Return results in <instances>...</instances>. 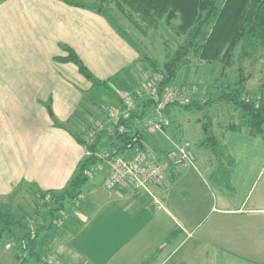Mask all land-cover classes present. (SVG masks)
I'll use <instances>...</instances> for the list:
<instances>
[{"label":"crops","instance_id":"crops-1","mask_svg":"<svg viewBox=\"0 0 264 264\" xmlns=\"http://www.w3.org/2000/svg\"><path fill=\"white\" fill-rule=\"evenodd\" d=\"M71 1L80 6L65 0H0V212L15 221L25 215L32 222L28 211L19 214L25 211L18 201L24 188L35 196L67 189L89 155L74 135L104 118L96 102L100 91L76 65L61 61L69 55L65 48L115 94L134 89L146 71L143 54L107 11L89 9L104 0ZM118 105L115 97L112 107ZM77 113L80 121L71 122ZM233 124L224 130L253 139L237 142L213 133L224 155L195 156L197 169L170 168L167 183L153 196L131 187L107 190L110 166L104 165L89 198L81 193L73 210L61 213L62 232L43 235L39 247L66 264H131L132 245L148 255L142 264H264V139L230 131ZM170 130L150 139L160 164L180 142ZM105 211L102 247L80 249L76 241L83 226H94ZM17 255L12 256L20 264Z\"/></svg>","mask_w":264,"mask_h":264},{"label":"trees","instance_id":"trees-1","mask_svg":"<svg viewBox=\"0 0 264 264\" xmlns=\"http://www.w3.org/2000/svg\"><path fill=\"white\" fill-rule=\"evenodd\" d=\"M65 1L68 4L80 6L71 0ZM108 2L115 3L122 16L126 17L130 14L129 16L138 17L154 29L161 26L162 22L171 26L175 20H180L177 33L188 36L187 45L180 47L162 69H159L155 62H151L154 72L149 80L160 75L164 79L163 86H183L175 85V82L183 66L190 64L189 57L193 52L201 62H223L226 67L231 65L232 60L238 56L239 62L248 60L252 68L258 65L260 67L258 73L264 75V0H104L89 9L97 14L106 15L104 6ZM113 23L117 29H120L115 22ZM65 50L69 55L61 61L76 65L79 72L92 84L93 89L97 91L110 89L108 82H101L92 75L74 51L70 48ZM244 73V67L240 66L237 80L226 86L219 85L209 90L205 102L194 100L190 105L175 107L195 106L201 109L215 103L231 104L241 112L242 116L238 124L231 126L230 131L246 130L252 136L264 139V85L259 91L250 93L246 89L249 78ZM114 97L120 104V94H114ZM140 108V115L133 113L132 120L128 123L129 128L134 119L142 118L148 110L154 108V105L149 102L145 105L140 104ZM171 109L172 107L167 111L168 115ZM72 121H80L78 113L73 116ZM92 126L74 135L76 140L87 149L89 155L80 163L67 189L61 195L39 193L41 200L50 196V202L45 205L49 207L47 211L49 220L55 219L64 211L73 210V205L81 196L82 188L89 182L85 173L91 166L100 162L98 155L107 152L113 157L124 155L126 145L132 139L131 133L124 135L103 133L98 135L94 142L88 143L86 137ZM142 139L149 143L155 152L158 151L157 147L151 144V137ZM217 145L218 141L215 137L204 143V146L212 151L217 150ZM53 228L52 223L42 226L36 230V236L32 238L30 226L0 212V238L6 234L14 237L18 231L17 238L14 237L15 244L18 246L25 244L27 258L21 259L17 255L20 264H47L48 255L53 253L47 252V249L43 250V246L39 247V241L43 235L47 234V231ZM57 257L61 260L59 256Z\"/></svg>","mask_w":264,"mask_h":264},{"label":"rangeland","instance_id":"rangeland-1","mask_svg":"<svg viewBox=\"0 0 264 264\" xmlns=\"http://www.w3.org/2000/svg\"><path fill=\"white\" fill-rule=\"evenodd\" d=\"M104 8L119 26V28L127 33L129 39L143 54L142 56L146 71L141 73L142 76L139 80L140 83L136 84V86H133L134 89L126 90V93L136 92L142 84L149 80L152 72H154L150 64L151 62H155L158 68L162 69L163 65L174 57L177 50L182 46H186L188 43V36L177 33V28L181 23L180 20H175L173 25H171L173 27L167 26L165 25V22H162L161 26L154 29L148 26L146 22L142 21V19L140 20L138 17L129 16L130 14L126 17L122 16L119 9L116 8L115 3L113 2H108L105 4ZM197 57L198 56L194 52L190 55L189 60L191 62L190 64L183 66L181 69L179 73L180 76L178 77L176 83L178 84L179 81L183 82L182 84L180 83L178 85H183L184 87L200 88L206 92H209V90H212L214 87L219 85L226 86L236 81L238 78V69L240 66H242L245 69L244 74L249 78L246 84V89L250 93H255L259 91L262 86L259 83L258 72L260 71V67L257 65L256 67L252 68L248 60L239 62L238 56H236L232 60L231 65L226 67L224 66L223 62L206 63L201 62ZM97 94L98 100H96V102L103 109L102 114L104 115V118L101 119L102 121L106 117V110L112 107L115 101V92L112 89H108L100 91ZM234 109L235 111H233ZM94 110L95 109H93V111ZM94 112L96 113L97 110ZM241 116V112L233 105H227L224 102L215 103L201 109L195 106L189 108L172 107L170 115L172 122L170 133L173 132L176 139L180 141H189L197 158H203L204 155L211 156V159L219 158L224 155V148L220 144L222 143L220 137L217 138L220 143H218L216 151L207 149L204 146V143L213 137V133L216 132L215 135L218 133V135L226 133L229 138H234V140L237 142H244L245 140L250 141L253 139L252 137L247 136V133L236 134L224 130L226 125L232 123L238 124ZM253 155H256L255 152ZM245 163L246 161H241V165H244ZM199 171L202 174V178L208 183L209 186L212 187V181L208 179L207 174H204L202 170ZM99 178L100 176L98 174L94 180L89 181L82 188L81 192L84 198H89L88 190L93 188L92 185L96 183ZM101 188L103 189V187ZM48 198L50 199V196H47L45 199L41 200L39 193L35 196L34 190L30 188H24L21 190L18 201H20L22 206L25 207V211L19 209V214L24 212L26 213L28 211V214L31 215L30 217L32 222L30 223L28 221L29 218L25 217V215H22L21 218L17 216V218H19L17 221L22 222L25 225L32 226L35 230L52 223L54 228L51 231H47V233L50 234L52 232L53 234H59L62 232L59 223L61 214L55 219L49 220L47 213V211H49V207L45 206ZM85 204V200L80 201L77 209L79 208L80 211H83ZM28 214H26V216ZM74 215H76V213ZM106 221L107 213L105 211L104 213H101L98 219L94 222V226H83L82 233L76 241L77 246L83 250L91 247L90 250H87V252H90L93 248L98 249L99 247H102L100 244L105 237L107 230V228H105ZM18 234L19 232L17 231V235L14 237L17 238L16 236H18ZM15 238L12 239V236L9 234H6L0 238V264H15V260L12 255L14 253H18V247L13 246L11 248L9 247L10 249H7V245L9 243L15 244ZM98 238L102 239L98 240L96 243ZM104 248H106V246H104ZM127 253H130L135 258L134 261H131V264H142L148 257V255H144L143 251L135 245H132Z\"/></svg>","mask_w":264,"mask_h":264},{"label":"built area","instance_id":"built-area-1","mask_svg":"<svg viewBox=\"0 0 264 264\" xmlns=\"http://www.w3.org/2000/svg\"><path fill=\"white\" fill-rule=\"evenodd\" d=\"M163 80V76L157 75L142 84L136 92L121 93V103L116 107L108 108L104 120L94 122L86 137L88 143L94 142L98 135L103 133L108 135L131 133L132 139L127 143L124 155L113 157L109 152L98 155L100 162L91 166L85 173L89 181L94 180L102 172L104 165L108 164L110 173L104 182L107 190L131 187L153 196L155 189L167 183L170 168L197 169L196 157L189 141L172 144L171 149L165 153V163L160 164L157 161V152L142 139L166 135L172 125L170 115L167 114L171 107L187 106L194 100L206 101L207 92L203 89L163 86ZM149 102L154 105V108L148 110L142 118L134 119L129 128L128 123L132 120L133 113L138 115L141 113L139 105ZM48 199L47 203L50 202ZM30 231L34 238L36 230L30 226ZM13 246L18 247V255L21 259L27 258L25 244L22 246L8 244L10 248ZM46 262L47 264H65L54 254L48 255Z\"/></svg>","mask_w":264,"mask_h":264}]
</instances>
